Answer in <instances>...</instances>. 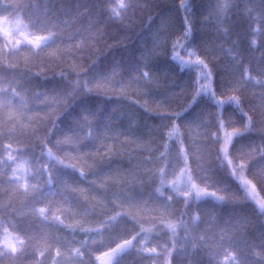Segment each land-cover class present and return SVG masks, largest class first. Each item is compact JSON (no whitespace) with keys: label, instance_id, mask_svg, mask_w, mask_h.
I'll list each match as a JSON object with an SVG mask.
<instances>
[{"label":"clouds","instance_id":"obj_1","mask_svg":"<svg viewBox=\"0 0 264 264\" xmlns=\"http://www.w3.org/2000/svg\"><path fill=\"white\" fill-rule=\"evenodd\" d=\"M0 264H264V0H0Z\"/></svg>","mask_w":264,"mask_h":264}]
</instances>
